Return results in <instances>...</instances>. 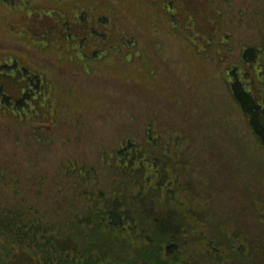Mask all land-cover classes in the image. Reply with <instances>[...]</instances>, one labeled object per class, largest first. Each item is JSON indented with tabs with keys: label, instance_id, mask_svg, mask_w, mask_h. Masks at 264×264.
Returning a JSON list of instances; mask_svg holds the SVG:
<instances>
[{
	"label": "rangeland",
	"instance_id": "374dc122",
	"mask_svg": "<svg viewBox=\"0 0 264 264\" xmlns=\"http://www.w3.org/2000/svg\"><path fill=\"white\" fill-rule=\"evenodd\" d=\"M235 79L264 105V0H0V176L35 199L39 176L46 189L153 126L218 163L230 198L264 164Z\"/></svg>",
	"mask_w": 264,
	"mask_h": 264
},
{
	"label": "trees",
	"instance_id": "16d2710c",
	"mask_svg": "<svg viewBox=\"0 0 264 264\" xmlns=\"http://www.w3.org/2000/svg\"><path fill=\"white\" fill-rule=\"evenodd\" d=\"M232 89L264 145L263 102L241 80ZM160 128L96 165L78 162L81 172L61 168L46 189L39 176L35 199L23 178L1 175L10 194L0 193V264H264V164L252 160L255 185L232 184L223 197L219 164L208 167L180 131Z\"/></svg>",
	"mask_w": 264,
	"mask_h": 264
}]
</instances>
